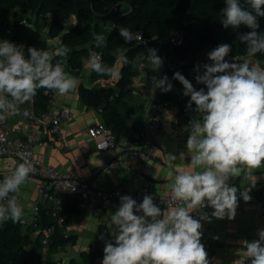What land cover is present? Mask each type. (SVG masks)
I'll return each mask as SVG.
<instances>
[{"label": "clouds", "instance_id": "1", "mask_svg": "<svg viewBox=\"0 0 264 264\" xmlns=\"http://www.w3.org/2000/svg\"><path fill=\"white\" fill-rule=\"evenodd\" d=\"M246 3L248 9L241 7L240 0H224L220 23L226 29L242 25L250 29L239 33L237 39L246 45L247 56L254 57L264 54V32L258 31V18L264 17V0ZM119 35L125 43L143 39L142 34L126 27L119 29ZM93 42L100 48L105 46L106 37L93 33ZM23 48L0 40V123L18 115L30 117V111H22L21 106L34 102L39 89L64 96L75 92L80 83L63 63L53 64L54 57L67 56V46L54 52L28 47L27 57ZM231 53L230 44H218L207 53L210 63L194 66L196 83L205 86L199 90L181 72L173 74L172 79L183 86V96L190 97L186 110L198 114L199 119L193 117L183 129L188 133L187 152L170 154L168 164L172 167V162L187 156L191 170L169 173L167 210L158 207L150 194L144 195L140 203L131 196H120L118 208L110 214L113 239L105 242L101 264H212L202 243V221L234 220L239 200L251 201L255 183L239 190L229 182L242 174L251 176L253 169L264 166V68L250 65L248 60L230 62L227 58ZM137 62H146L157 74L164 63L155 48H148L147 55L141 53L132 61L123 50L118 51V65ZM85 68L115 81L122 78L120 68L103 64L96 51H89ZM150 80L153 94L156 89L164 93L173 89L167 75H152ZM20 158L22 162L0 181V225L9 220L21 222L24 215L16 194L35 169L26 154L21 153ZM205 208L213 209L210 215L203 211ZM257 237L241 242L247 264H264V229L257 231ZM233 264L246 262L239 259Z\"/></svg>", "mask_w": 264, "mask_h": 264}, {"label": "trees", "instance_id": "2", "mask_svg": "<svg viewBox=\"0 0 264 264\" xmlns=\"http://www.w3.org/2000/svg\"><path fill=\"white\" fill-rule=\"evenodd\" d=\"M240 5L244 9L250 7L246 0H240ZM224 7V0H0V35L24 45L27 57L28 47L49 50V42L41 36L39 30V24H45L46 38L58 40L61 46L70 49L66 57H54L53 64L64 62L65 70L78 78L83 72L89 51L98 52L102 63L111 67L117 64L119 50H123L132 61L141 53L147 55L148 48H155L163 61L169 60L174 64L173 71L166 74L172 83L179 88L183 87L179 81L172 79L173 74L179 71L199 90L204 85L196 83L193 69L197 64L206 63L198 59L199 55L211 51L218 44L228 43L232 46L230 56L248 57L246 45L237 36L250 29L243 25L238 29L224 28L220 23ZM258 21V31L264 32V17H259ZM106 24H110V28L103 32ZM121 27L128 28L134 34L141 31L143 39L149 40L148 44L143 46L136 40L125 43L119 35ZM174 31L183 34L184 43L181 46L173 47L169 42ZM93 33L105 35V46H94ZM251 60L264 68V54L258 53ZM243 61L236 60L238 63ZM139 63L119 65L122 78L113 87L79 83L77 88L81 101L89 108L100 109L105 125L117 136L129 131L121 108L129 112L126 99L132 91V78L138 75L136 66ZM145 73L147 80L152 75L162 77L160 72L153 73L150 68ZM189 73L192 77H189ZM91 78L105 82L110 80L95 72H91ZM44 90L39 89L32 102L36 113L44 112L47 108L48 98ZM158 98L171 100L179 113L189 111L186 110V104L190 97L159 93ZM7 175L10 174L0 173L2 178ZM65 200L68 201L65 214L77 212L74 209L77 199L68 195ZM42 216L43 224L52 223L50 213L47 214L45 209ZM33 231L31 226L23 229L19 222L9 220L3 223L0 226V264H54L49 257L41 260L40 235L32 237ZM70 241V236L55 237L50 248L59 244L66 245ZM34 244L37 247L36 255L29 249ZM96 255V252L84 253L80 261L70 260L68 264H93Z\"/></svg>", "mask_w": 264, "mask_h": 264}, {"label": "crops", "instance_id": "3", "mask_svg": "<svg viewBox=\"0 0 264 264\" xmlns=\"http://www.w3.org/2000/svg\"><path fill=\"white\" fill-rule=\"evenodd\" d=\"M5 39L8 40L6 36L0 35V40ZM45 39L49 42V51H55L56 43L58 48L62 47L58 40H51L46 37ZM205 53L199 55L198 59L210 63L207 57H202ZM249 62L250 65L258 66L257 62L253 60ZM85 63L83 72L79 77L80 83L92 86L91 83L103 82L101 85L113 87L117 82L114 80L111 83V78L107 82L102 79L93 80L91 72L85 68ZM164 63L172 62L164 60ZM115 67H119V65L116 64ZM172 84L173 89L168 93L183 95V87L179 88L174 83ZM131 87V94L126 99L129 112L121 108L122 116L127 124L126 128L129 131L120 136L111 131L117 138H129L134 131L141 129L144 124L142 111L154 97L158 96L159 93H164L160 89H156L153 94L151 80H147L145 75H140L136 86L131 85ZM21 109L22 111L28 109L31 116L18 115L6 120L12 137L23 138L29 131L38 132L41 137V144L34 145L32 149L35 156L44 165L52 166L63 173H69L79 180L91 183L94 187L104 190L125 187L130 192H135L141 184L148 183L151 192L169 194V184L171 183L168 178L169 173L174 175L177 170H191L190 158L187 156L183 160L177 159L172 162V167H169L168 164L170 154L179 155L181 152H187L186 141L177 139L176 113L178 109L174 103L167 110L165 117L160 119L159 128L153 135L158 144V151L152 158L145 156L146 148L144 146L140 147L138 154L132 157L121 152L119 147L116 150L106 152L98 151L96 141L87 136V129L100 123L105 125V121L101 116V111L98 112V109L89 108L81 101L77 89L75 92L64 96L55 92L53 101L47 104L44 112L36 113L33 109V103H26L21 106ZM61 109L69 112V118L60 124L59 135H55L50 132L45 117L48 113ZM110 162L115 163V168L104 170ZM17 164L18 161L13 158L0 159V173L11 174ZM252 173L251 176L242 174L240 178L232 179L229 182L239 190L244 187H251L255 183V187H252L250 192L252 197L249 201L250 205L246 207L243 215L236 214L234 220L212 218L211 223L202 221V243L205 245L212 264H233L239 259L245 260L247 264L248 258L243 255L244 247L241 242L257 239V231L264 229V224L255 216L259 206L264 204V166L260 169H253ZM39 184L38 179H29L19 191V204L23 208L24 218L30 217L29 205L31 202L35 201L40 206V219L38 229L33 231L34 236L42 233V230L47 226L43 224L42 220L44 209L47 214L50 213L53 221L49 203L38 194ZM67 196H64L62 201L64 213L65 205L68 203L65 200ZM118 206V203H111L106 210L98 213L91 209L79 207L77 202L74 208L77 212L70 215L66 214L67 223L70 226L71 241L67 246L62 245L59 251H57L56 245L50 248L45 259L49 257L54 264L58 260L62 261V264H68L70 260L80 261L84 253L96 252L97 255L93 264H101L105 242L113 239L110 214L114 213ZM203 211L209 215L212 212L208 209H203ZM193 215L198 218L196 213ZM214 237H219V239H214Z\"/></svg>", "mask_w": 264, "mask_h": 264}, {"label": "built area", "instance_id": "4", "mask_svg": "<svg viewBox=\"0 0 264 264\" xmlns=\"http://www.w3.org/2000/svg\"><path fill=\"white\" fill-rule=\"evenodd\" d=\"M9 32L7 31V34ZM136 34H142L138 31ZM143 36V35H142ZM137 43H141L146 46L149 40L136 39ZM171 46H181L184 43L183 34L180 31H174L169 37ZM22 45V44H17ZM24 51V49H22ZM49 51V50H48ZM89 54L87 56L88 60ZM230 62L234 59L235 62L238 59L246 60L245 57H233L227 58ZM64 64V62H61ZM139 63L136 67L138 72L137 76L132 78V85L135 87L140 75H145L146 70H149V66L143 63L145 66L142 68ZM65 67V65H64ZM173 63H163L160 69V75H166L169 71H173ZM189 77L192 74L189 73ZM135 92V91H134ZM44 94L48 98V103L53 101L55 97L54 91L44 90ZM172 101L169 99H159L158 96L154 97L150 103L142 111L144 124L141 129L134 131L129 138H117L111 130L104 124L92 125L87 129V136L89 139L96 141V149L98 151L106 152L110 150H116L118 147L121 152H124L128 157H132L138 154L140 147L146 148V157L152 158L156 151H158V144L155 141L154 133L159 128V121L165 117L167 110L172 106ZM101 110L98 109V112ZM177 139L179 141H187L188 133L183 131L185 125L193 118L199 119V115L193 111H186L179 113L177 111ZM69 118V112L65 109L56 110L48 113L45 117L47 125L52 134L59 135L60 124ZM41 144L40 134L36 131H29L25 137L17 138L12 137L7 125V121L0 123V159L13 158L22 162L20 154L24 153L31 160L35 171L30 174L29 179L35 178L40 181L38 186L39 196L46 200L50 205V211L53 216L51 224L45 226L40 235V257L41 260H45V257L49 253L51 242L55 237H68L70 226L67 223V216L62 208V201L64 196L73 195L77 201L78 206L81 208L91 209L98 213H102L108 208L111 203H118L120 196L128 195L137 201L142 202L143 196L150 194L153 196L154 203L162 210H167L169 207L170 193L169 194H155L149 189L148 183L141 184L135 192H130L125 187L113 188L110 190H104L102 188L94 187L87 181H82L74 177L69 173H63L49 165H44L33 153V146ZM115 163L110 162L106 165L105 169H114ZM28 179V180H29ZM97 180L99 178H96ZM3 178L0 177V181ZM75 190L73 191V189ZM239 194V193H238ZM18 203L20 202V193L16 194ZM250 205V202H244L241 198L239 200V207L237 208V215H243L246 211V207ZM213 211L211 208H205ZM30 217L22 218L19 222L22 228L31 226L33 229H38L39 217L41 213L40 206L37 202L33 201L29 205ZM139 214V213H138ZM264 224V204H261L258 208V212L255 215ZM195 217V216H194ZM1 226V225H0ZM67 246V244H66ZM62 245H56L57 251ZM55 264H62V261H56Z\"/></svg>", "mask_w": 264, "mask_h": 264}, {"label": "rangeland", "instance_id": "5", "mask_svg": "<svg viewBox=\"0 0 264 264\" xmlns=\"http://www.w3.org/2000/svg\"><path fill=\"white\" fill-rule=\"evenodd\" d=\"M109 28H110V24H106V25L104 26V28H103V32H105V31L108 30ZM39 30H40L41 36H42V37H46V35H47V26H45V24L40 23V24H39ZM102 34H103V33H102ZM55 48H58V44H57V43H56V45H55ZM207 53H208V52H206L202 57H207ZM246 59H248V61H252V60H251V57H247ZM257 65L259 66L258 63H257ZM112 81H114V80L111 79V83H112ZM102 83H103V82H96V83H91V85H92V86H99V85H101ZM104 83H105V82H104ZM33 233H34V232H33ZM32 237H34V235H33ZM29 249H31V251L34 252L35 255L37 254V247H36L35 244H34L33 246L29 247Z\"/></svg>", "mask_w": 264, "mask_h": 264}, {"label": "bare ground", "instance_id": "6", "mask_svg": "<svg viewBox=\"0 0 264 264\" xmlns=\"http://www.w3.org/2000/svg\"><path fill=\"white\" fill-rule=\"evenodd\" d=\"M86 61H87V59H86Z\"/></svg>", "mask_w": 264, "mask_h": 264}, {"label": "water", "instance_id": "7", "mask_svg": "<svg viewBox=\"0 0 264 264\" xmlns=\"http://www.w3.org/2000/svg\"><path fill=\"white\" fill-rule=\"evenodd\" d=\"M147 71V70H146Z\"/></svg>", "mask_w": 264, "mask_h": 264}]
</instances>
